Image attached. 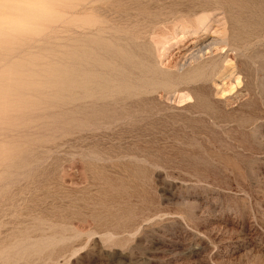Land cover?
Wrapping results in <instances>:
<instances>
[{
  "label": "rangeland",
  "instance_id": "1",
  "mask_svg": "<svg viewBox=\"0 0 264 264\" xmlns=\"http://www.w3.org/2000/svg\"><path fill=\"white\" fill-rule=\"evenodd\" d=\"M25 1L0 8V264H264V0Z\"/></svg>",
  "mask_w": 264,
  "mask_h": 264
},
{
  "label": "bare ground",
  "instance_id": "2",
  "mask_svg": "<svg viewBox=\"0 0 264 264\" xmlns=\"http://www.w3.org/2000/svg\"><path fill=\"white\" fill-rule=\"evenodd\" d=\"M18 1V0H17ZM25 1V0H24ZM26 2V1H25ZM127 3V2H126ZM181 4V2H176L175 1V3H174V5H176L177 4V6H178V4ZM229 3V2H228ZM152 4V3H151ZM179 4V5H180ZM184 4V3H183ZM111 5V4H110ZM154 5V4H153ZM152 5V6H153ZM120 6V5H119ZM128 6V5H127ZM167 6V5H166ZM164 7V6H163ZM179 7V6H178ZM177 7V8H178ZM128 8V7H127ZM149 9V8H148ZM185 9V8H184ZM184 9H182V10H184ZM188 9L189 10H187V12L188 13H191V14H194L195 13V11L196 10H200V12H203V10H205V5L203 4V3H200V2H197V1H193V2H191L190 4H189V6H188ZM195 9V10H194ZM145 11V10H144ZM143 11V12H144ZM197 12V11H196ZM39 13V12H38ZM198 13V12H197ZM176 15V14H175ZM199 15V14H198ZM111 16V15H110ZM109 16V17H110ZM189 16V15H188ZM193 16V15H192ZM203 16V15H202ZM120 17V16H119ZM46 18L47 19H49V20H51V21H53V20H60V16L58 15V14H52V13H48V14H46ZM189 18V17H188ZM122 19H124L123 17H122ZM185 19V18H184ZM200 19V21L201 22H203V17H200L199 18ZM161 20V19H160ZM162 20H164V19H162ZM188 20V19H187ZM150 23V22H149ZM159 23V22H158ZM157 24V23H156ZM124 25V24H123ZM114 29H116V28H114ZM142 30V29H141ZM135 31V30H134ZM115 39V38H114ZM217 45V42L216 41H213V42H204V43H202L197 49H194V50H192V52L190 53V55H186V59H198V58H200L203 54H204V52H206L207 50H211V49H213V47H215ZM99 47V46H98ZM181 65H182V63H181ZM183 65H184V63H183ZM182 65V66H183ZM181 66V67H182ZM33 76V75H32ZM226 79V78H225ZM88 98V97H87Z\"/></svg>",
  "mask_w": 264,
  "mask_h": 264
},
{
  "label": "clouds",
  "instance_id": "3",
  "mask_svg": "<svg viewBox=\"0 0 264 264\" xmlns=\"http://www.w3.org/2000/svg\"><path fill=\"white\" fill-rule=\"evenodd\" d=\"M16 6L15 0H0V8H2L5 12L15 8Z\"/></svg>",
  "mask_w": 264,
  "mask_h": 264
}]
</instances>
